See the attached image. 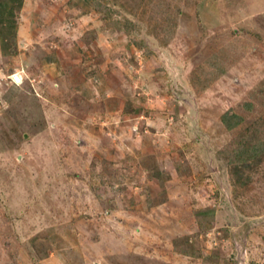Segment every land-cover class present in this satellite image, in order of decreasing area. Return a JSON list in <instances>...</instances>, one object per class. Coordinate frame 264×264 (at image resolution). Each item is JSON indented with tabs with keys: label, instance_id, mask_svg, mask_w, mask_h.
Here are the masks:
<instances>
[{
	"label": "rangeland",
	"instance_id": "374dc122",
	"mask_svg": "<svg viewBox=\"0 0 264 264\" xmlns=\"http://www.w3.org/2000/svg\"><path fill=\"white\" fill-rule=\"evenodd\" d=\"M258 138L264 0H0V264H264Z\"/></svg>",
	"mask_w": 264,
	"mask_h": 264
},
{
	"label": "trees",
	"instance_id": "16d2710c",
	"mask_svg": "<svg viewBox=\"0 0 264 264\" xmlns=\"http://www.w3.org/2000/svg\"><path fill=\"white\" fill-rule=\"evenodd\" d=\"M242 117L237 114L225 113L222 117L223 122L227 125L228 128H233L239 125L240 120ZM263 130V129H262ZM249 135V134H248ZM246 135V137L248 136ZM254 139V138H253ZM259 141L258 146H253L252 144H242L239 146L235 151V158L239 160V162H243L245 164H251L252 161L254 163H260L263 155H264V147L261 148V138H258ZM235 160V159H234Z\"/></svg>",
	"mask_w": 264,
	"mask_h": 264
},
{
	"label": "built area",
	"instance_id": "2783aa9c",
	"mask_svg": "<svg viewBox=\"0 0 264 264\" xmlns=\"http://www.w3.org/2000/svg\"><path fill=\"white\" fill-rule=\"evenodd\" d=\"M11 76H13L12 78L14 79L15 82L20 80V76L15 74V73L13 75H11Z\"/></svg>",
	"mask_w": 264,
	"mask_h": 264
}]
</instances>
